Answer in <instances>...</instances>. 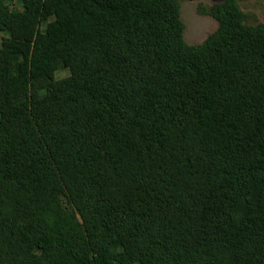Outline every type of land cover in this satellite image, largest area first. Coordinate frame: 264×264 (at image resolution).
<instances>
[{
	"label": "trees",
	"instance_id": "1",
	"mask_svg": "<svg viewBox=\"0 0 264 264\" xmlns=\"http://www.w3.org/2000/svg\"><path fill=\"white\" fill-rule=\"evenodd\" d=\"M19 1L0 0V264L264 256V26L213 0L190 46L184 0Z\"/></svg>",
	"mask_w": 264,
	"mask_h": 264
},
{
	"label": "rangeland",
	"instance_id": "2",
	"mask_svg": "<svg viewBox=\"0 0 264 264\" xmlns=\"http://www.w3.org/2000/svg\"><path fill=\"white\" fill-rule=\"evenodd\" d=\"M237 6L243 15L242 23L247 27L264 26V0H236ZM213 0H193L181 1L179 4V16L183 23V40L187 45H197L202 43L208 36L216 32L218 23L213 17ZM5 6L8 10L20 11L21 4L19 0H5ZM45 24L40 26L43 31ZM6 33L0 32L1 39L6 37ZM68 76L67 69H59L55 73L56 79H62ZM65 205V201H62ZM161 255V252H157ZM29 257V260L20 259L15 264H71L67 260ZM218 262V263H215ZM214 264H264V256L251 254L235 257L232 254H220ZM132 264H156L155 261L141 262L134 260Z\"/></svg>",
	"mask_w": 264,
	"mask_h": 264
}]
</instances>
